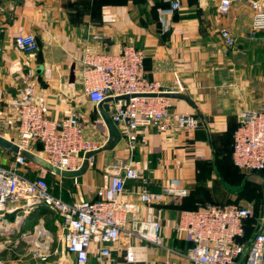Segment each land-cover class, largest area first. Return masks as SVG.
<instances>
[{
  "label": "crops",
  "instance_id": "obj_1",
  "mask_svg": "<svg viewBox=\"0 0 264 264\" xmlns=\"http://www.w3.org/2000/svg\"><path fill=\"white\" fill-rule=\"evenodd\" d=\"M175 1L3 0L0 133L7 139L19 140L13 103L25 90L27 73L33 71L36 99L48 118L63 119L77 111L86 125V139L104 146L109 139L108 128L98 106L84 93L80 58L85 40L100 36L101 40L91 43L113 54L134 45L147 53L146 77L161 83L166 90L185 88L184 93L192 97L204 116L202 121L186 102L172 100L175 114L193 113L201 120V126L194 131L175 129L170 133L142 130L132 162H140L139 167L149 180L148 189L159 193L166 184L177 183L189 189L192 197L187 200H195L196 205L211 200V204L241 206L242 197L238 195L243 189L235 185L248 184L249 177L262 178V174L246 173L235 165L233 135L241 112L264 104V35L255 39L251 36L252 0H233L227 16L219 14L218 0H179V10L172 7ZM221 29H228L235 39V47L228 54L224 53ZM28 34L38 40L36 53H24L15 45L17 37ZM120 102L107 103L104 108L111 115ZM41 148L37 144L34 152L39 154ZM130 155L122 140L113 151L97 155L94 166L81 177L63 178L34 163L22 173L30 179L45 176L51 193L66 202L96 201L95 193L105 184L106 170L120 168ZM15 156L0 147L3 167H9ZM52 182L57 186L56 192ZM68 184L74 187L73 194L68 198L59 195V188H65L62 193L66 195L70 193ZM91 187L94 193L89 192ZM127 189L130 200L137 202L141 183L129 181ZM262 194L264 197L263 180ZM157 208L167 234L165 246L148 245L146 259L136 264H188L186 255L192 244L177 237L172 225L183 211H193L195 207L183 209V203L171 201ZM19 213L23 216V231L31 232L36 224L53 234L46 227L55 216L48 208ZM16 216L11 214L8 218L14 223ZM54 231L58 234L60 227H54ZM133 242L140 244L139 240ZM126 244L127 239L123 238L111 246L114 264H130L126 260Z\"/></svg>",
  "mask_w": 264,
  "mask_h": 264
},
{
  "label": "built area",
  "instance_id": "obj_2",
  "mask_svg": "<svg viewBox=\"0 0 264 264\" xmlns=\"http://www.w3.org/2000/svg\"><path fill=\"white\" fill-rule=\"evenodd\" d=\"M2 3L0 0V5ZM250 5L253 10L251 36L255 39L264 35V0H252ZM172 7L179 10L180 1L176 0ZM232 7L233 0H218L220 15H229ZM220 36L224 53L228 54L235 47V39L228 29H221ZM91 40L99 41L101 37L85 40L80 58L84 93L97 106L109 98L131 97L117 104L111 113L127 144L130 159L120 168L106 170L105 184L95 193L98 200L69 203L51 193L45 176L30 179L23 174V169H28L32 162L16 155L9 167L0 164V223L6 224L9 229L6 233L16 231L21 234L20 240L31 239L34 258L47 262L52 256L54 235L40 226L35 227L33 235L23 231V216L19 213L23 210L26 214L44 206L61 219L58 242L72 264H114L116 259L111 246L123 238L127 239L126 260L136 264L146 259L148 245L165 246L167 234L157 207L171 201L180 203L189 196V189L177 183L166 184L159 193L148 189L149 180L139 167L140 162H132L140 133L146 128L160 133L175 129L194 131L202 123L193 113L175 114L172 99L144 96L185 92L182 87L166 90L161 83L146 77L148 57L145 50L128 45L118 54L107 53ZM15 45L27 54L39 50L34 34L17 37ZM0 53H3L1 44ZM24 84V92L13 103L19 124L16 144L23 150L33 147V152L40 144V153L35 154L61 171H78L85 155L103 146L86 139V125L79 112L72 111L63 119L48 118L36 99L33 71L27 73ZM232 156L238 168L262 174L264 190V104L259 109L241 112ZM94 164L95 158H91L90 168ZM129 181L141 183L137 202L129 198ZM94 190L91 188V193ZM11 214H17L14 223L8 218ZM253 216L250 206L207 204L197 210L183 211L173 223L172 232L192 244L186 255L188 264H264V213L251 242L248 245L239 243ZM134 240H139L140 244H134Z\"/></svg>",
  "mask_w": 264,
  "mask_h": 264
},
{
  "label": "rangeland",
  "instance_id": "obj_3",
  "mask_svg": "<svg viewBox=\"0 0 264 264\" xmlns=\"http://www.w3.org/2000/svg\"><path fill=\"white\" fill-rule=\"evenodd\" d=\"M248 181V184L242 183L239 185H235V187L238 189H243L242 194L238 195L239 197H242L240 204L246 207H252L255 217H258L259 215V218H257L258 221V219L260 220L262 218L264 210L262 178L257 176H251L249 177ZM52 186L55 189L54 191L56 192L57 186L54 184V182H52ZM68 188L69 189L67 191L70 192L68 195H66V193H62L65 188L63 190L59 188V191L57 192L59 195L68 198L67 196L73 194L74 187L71 186V184H68ZM91 188H89L90 193ZM210 202L211 200L204 203L206 204ZM60 220L61 219L55 215L53 222L48 221L46 223V227L48 229H52V233L53 235H55V242L52 244L51 248L52 256L48 259L47 262L43 263L34 258L33 251L35 247L31 239L23 241L20 240L21 234L17 233L16 231L13 232L10 230L6 233V230H3L4 232L0 233V264H72L70 259L63 254L60 244L58 242V234L56 233V231H54V227H60ZM35 226L36 224L31 229L32 235L35 234ZM17 241H20L19 244H16Z\"/></svg>",
  "mask_w": 264,
  "mask_h": 264
},
{
  "label": "water",
  "instance_id": "obj_4",
  "mask_svg": "<svg viewBox=\"0 0 264 264\" xmlns=\"http://www.w3.org/2000/svg\"><path fill=\"white\" fill-rule=\"evenodd\" d=\"M146 97H153V98H168L172 100H180L186 102L193 110L196 111L198 117L204 121V116L199 109V106L197 103L192 99V97L186 93H160V94H150V95H144ZM130 96H123L116 99L109 98L106 101L100 103L98 105V109L101 113V116L103 117V120L108 128L109 131V139L107 143L100 149L96 151L89 152L84 157V163L82 167L78 171H61L59 168L54 167L51 163L46 161L41 156L35 154L33 152V147H30L28 150L21 149L15 142V139H7L2 133H0V147L6 149L7 151L15 154V155H21L25 157L28 161L38 165L41 167L44 171L57 175L63 178H76L81 177L85 175L89 168H90V159L95 158L97 155L107 152V151H113L121 142L123 139L122 133L119 130L118 126L113 122L111 115L107 113L104 106L107 103H112L114 101H123V100H129Z\"/></svg>",
  "mask_w": 264,
  "mask_h": 264
},
{
  "label": "trees",
  "instance_id": "obj_5",
  "mask_svg": "<svg viewBox=\"0 0 264 264\" xmlns=\"http://www.w3.org/2000/svg\"><path fill=\"white\" fill-rule=\"evenodd\" d=\"M239 127V126H238ZM237 127V128H238ZM237 130V129H236ZM234 134H235V131H234ZM233 142H234V135H233ZM232 158H233V156H232ZM244 171V170H243ZM246 173H250V172H247V171H245ZM251 174H253V173H251ZM48 182V181H47ZM192 194H191V192L189 191V196H191ZM188 196V197H189ZM187 197V198H188ZM192 197V196H191ZM194 197V196H193ZM187 198L186 199H184L183 201H181V205H182V203H183V209H189V208H191V206H192V209H193V206L195 207L193 210H197V209H199L200 207H203V206H205V205H207V204H211V203H214V202H210V203H198V205H196V201L195 200H193V201H188L187 200ZM264 198V197H263ZM216 203V202H215ZM229 204V203H228ZM263 204H264V199H263ZM226 205V204H225ZM241 206H243V205H241ZM243 207H245V206H243ZM263 213H264V210H263ZM261 216V215H260ZM262 216H263V214H262ZM257 218H259V215H258V217H255V215L251 218V219H249V221L247 222V225H246V235H245V237L243 238V239H240L239 240V243H241V244H244V245H248L250 242H251V240L254 238V236L257 234V232H258V226H259V219H258V221H257Z\"/></svg>",
  "mask_w": 264,
  "mask_h": 264
},
{
  "label": "bare ground",
  "instance_id": "obj_6",
  "mask_svg": "<svg viewBox=\"0 0 264 264\" xmlns=\"http://www.w3.org/2000/svg\"><path fill=\"white\" fill-rule=\"evenodd\" d=\"M9 230L7 227H6V224L4 223H0V231L4 232L3 230ZM43 230H41V234H43Z\"/></svg>",
  "mask_w": 264,
  "mask_h": 264
}]
</instances>
